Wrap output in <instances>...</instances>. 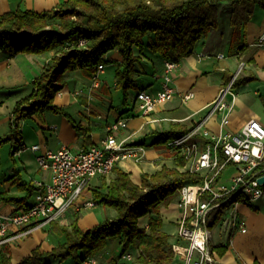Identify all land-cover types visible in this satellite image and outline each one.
I'll list each match as a JSON object with an SVG mask.
<instances>
[{
	"label": "trees",
	"instance_id": "obj_1",
	"mask_svg": "<svg viewBox=\"0 0 264 264\" xmlns=\"http://www.w3.org/2000/svg\"><path fill=\"white\" fill-rule=\"evenodd\" d=\"M221 2L230 6L226 18L218 7ZM255 6L264 11V0H64L50 9L16 8L1 13L0 50L11 55L50 54L31 82L32 91L15 102L9 130L0 137V145L11 141L12 148L17 150L21 146L20 122L44 111L63 114L76 131L84 136L88 134V126L75 123L62 106L54 103L56 93L66 83L67 71L80 69L93 74L98 64L110 62L104 55L117 50L121 60L114 70L115 87L122 91L125 104L131 89L135 96L145 89L138 86L140 75L147 73L143 71V64L149 63L153 68L158 63L162 69L165 60L179 62L194 51L198 41L210 30L218 28L220 18L231 28L230 50L235 46L238 51L244 49L247 46L245 25ZM81 39L83 43H79ZM251 79L254 77L236 76L231 86L237 87ZM187 130L170 128L157 133L153 145L161 148L162 158L171 159V166L163 163L153 173H142L140 184L115 166L109 180L92 188L94 200L113 209V217L82 229L75 211L68 225L56 227L62 239L50 250L34 247L17 263H12L10 245L2 242L0 264H50L70 256L79 257L78 263L95 256L113 238L120 239L122 253L135 251L139 264H176L171 234L162 229L161 209L175 205L183 184L200 180L194 172L178 170V166L185 164V158L169 150V142ZM17 187L26 191L24 196L0 194V199L28 208L27 199L34 187L23 181ZM249 205L258 210L255 205ZM223 213V209L214 212L210 227L216 225ZM212 248L222 255L227 244Z\"/></svg>",
	"mask_w": 264,
	"mask_h": 264
},
{
	"label": "crops",
	"instance_id": "obj_2",
	"mask_svg": "<svg viewBox=\"0 0 264 264\" xmlns=\"http://www.w3.org/2000/svg\"><path fill=\"white\" fill-rule=\"evenodd\" d=\"M62 1L64 0H0V14L16 8L36 11L50 9ZM230 38L231 28L225 19L223 21L220 18L218 28L210 30L198 41L194 51L178 62L170 83L175 88L172 98L157 106L149 115H143L135 107V91L128 92L125 104L122 103V96L117 102L114 101L111 89L115 86V77L111 83L108 79H95L94 73L88 74L80 69L67 71L66 83L56 93L54 103L62 106L75 123L88 126V134L84 136L82 132L76 131L66 116L51 111L34 114L22 120L21 146L14 150L11 141L0 145V194L24 196L26 191L17 187L20 182L32 186L34 179L49 181L50 171L40 168L35 160L39 151L56 150L62 146L76 151L80 147L99 143L106 136L108 125L119 116L128 117V120L127 126L118 130L117 136H129L128 143L143 147L139 160L127 158L116 164V168L128 173L136 184H140L142 173H153L163 163L172 165L171 159L161 157V148L153 145L160 131L170 128L189 129L202 120L204 127L211 132L237 131L250 118H256L264 125V11L255 6L246 22L247 46L244 49L238 51V46H235L230 50ZM49 54L22 52L11 55L0 50V137L9 130L15 102L32 91L31 82L47 61ZM218 54H223L224 57L219 58ZM104 58L114 64V70L116 63L121 60L117 50L109 51ZM106 65L99 73L104 72ZM143 65V71L147 73L140 75L138 86L148 90L160 88V64L155 63L153 68L149 63ZM236 76L254 79L237 87L231 86L234 96L227 94L228 101L232 104L229 122L221 127L220 116L211 112L210 103L219 94L220 89L226 87ZM185 92L191 93L186 100L183 98ZM33 144H39L40 150H32ZM112 175L114 173L110 172L107 175L92 177L82 200L91 198L92 188L99 187ZM27 200L29 204L33 202V192ZM260 200L253 204L258 210H253L249 204H236L238 214L246 222V231L234 230L229 236L222 233L223 240L211 242L212 247L227 244L222 255L213 249L217 263L264 264V206L259 205ZM22 208L24 207L0 199V213L8 214ZM161 211L173 212L168 217L162 215V229L170 234L164 224V221L169 219L168 222L174 226L175 232L176 224L173 221L177 219L179 211L172 207L162 208ZM74 212L73 209H68L53 222L40 224L39 220L26 226L10 225L8 236L11 238L8 243L11 262L17 263L34 247L41 250L54 247L62 239L56 227L68 225L73 220V216L69 214ZM77 212V223L82 229L115 215L113 209L98 203L92 207H81ZM126 252L131 254V259L122 257L119 238L108 239L105 246L94 256V264H139L135 260V251ZM78 259L79 257L75 259L70 256L61 262L51 261L50 264H75Z\"/></svg>",
	"mask_w": 264,
	"mask_h": 264
},
{
	"label": "built area",
	"instance_id": "obj_3",
	"mask_svg": "<svg viewBox=\"0 0 264 264\" xmlns=\"http://www.w3.org/2000/svg\"><path fill=\"white\" fill-rule=\"evenodd\" d=\"M81 39L79 43H83ZM219 58L224 57L218 54ZM178 62L165 60L158 76L160 88L140 90L135 96V107L143 115H149L157 106L171 99L175 88L170 84ZM104 68L98 64L95 79ZM233 80L221 88L210 103L211 112L219 116L220 126L229 122L232 104L228 101ZM191 96L185 92L186 100ZM128 117L119 116L111 122L106 136L99 143L72 151L67 146L56 150L43 149L35 155L38 166L49 170L50 180L34 179L33 202L8 214L0 213V243L8 242L9 226L40 224L57 219L68 209L79 211L97 203L93 196L82 200L92 177L109 174L116 164L127 158L140 159L143 147L128 143L129 136L119 138L118 130L127 126ZM156 120V119H152ZM169 150L175 156L185 158L180 171L198 174V182L185 183L178 191L175 205L179 215L175 220L176 231L172 234L171 249L176 264H218L211 245L213 227L210 221L214 212L223 209L219 221V234L229 236L232 231H246V222L236 210V204H254L264 198V125L256 118L244 122L237 131L211 132L200 121L184 134L172 139ZM31 149L40 150L39 144ZM122 257L131 259L125 252ZM94 256H88L76 264H94Z\"/></svg>",
	"mask_w": 264,
	"mask_h": 264
},
{
	"label": "rangeland",
	"instance_id": "obj_4",
	"mask_svg": "<svg viewBox=\"0 0 264 264\" xmlns=\"http://www.w3.org/2000/svg\"><path fill=\"white\" fill-rule=\"evenodd\" d=\"M218 7H219V9L222 11V15H223V18H226V16L228 15V12H229V10H230V6H229V4L228 3H223V2H221V3H219L218 4ZM113 63H109V64H107L106 65V67H105V69H104V72H102V73H99L98 74V79H100V80H104V79H108L111 83H112V81H113V79H114V67H113ZM40 72V71H39ZM39 72H38V74H39ZM37 74V75H38ZM112 93H113V98H114V101L115 102H117L118 100H119V98H120V96H122V91L120 90V89H117L115 86L114 87H112ZM133 91L134 90H130V92L131 93H133ZM264 198L262 199V200H260L258 203H259V205L260 206H264ZM173 206H172V208H176L177 209V207H175V205L174 204H172ZM101 207H99V210H101L100 209ZM171 208V207H170ZM171 210V209H170ZM67 211V210H66ZM65 211V212H66ZM177 211H179L178 209H177ZM64 213V212H63ZM62 213V214H63ZM171 213H173V212H169V211H166V212H163V216H169ZM62 214H60V215H62ZM177 214V213H176ZM175 214V215H176ZM70 216L72 215L73 216V214H69ZM59 218V217H58ZM57 218V219H58ZM57 219H55V220H57ZM55 220H53V221H55ZM168 221H169V219H167ZM53 221H50V222H53ZM168 221H164V224H165V229L166 230H168L169 232H170V234H171V238H172V234L174 233V230H175V228H174V226L171 224V223H169ZM29 225V224H28ZM219 224H217V225H215L214 227H213V235H214V238H213V242H216L217 240H223V234H219V226H218ZM70 260V259H69ZM178 261H180V259H178V260H175V262L176 263H178Z\"/></svg>",
	"mask_w": 264,
	"mask_h": 264
},
{
	"label": "water",
	"instance_id": "obj_5",
	"mask_svg": "<svg viewBox=\"0 0 264 264\" xmlns=\"http://www.w3.org/2000/svg\"><path fill=\"white\" fill-rule=\"evenodd\" d=\"M258 181H259V182H264V175H263V176H260V177L258 178Z\"/></svg>",
	"mask_w": 264,
	"mask_h": 264
}]
</instances>
